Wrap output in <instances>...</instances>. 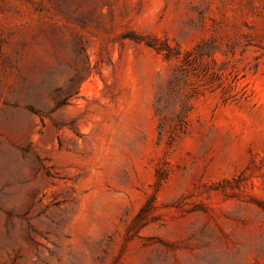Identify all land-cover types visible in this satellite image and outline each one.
<instances>
[{"label": "rangeland", "instance_id": "obj_1", "mask_svg": "<svg viewBox=\"0 0 264 264\" xmlns=\"http://www.w3.org/2000/svg\"><path fill=\"white\" fill-rule=\"evenodd\" d=\"M0 264H264V0H0Z\"/></svg>", "mask_w": 264, "mask_h": 264}]
</instances>
